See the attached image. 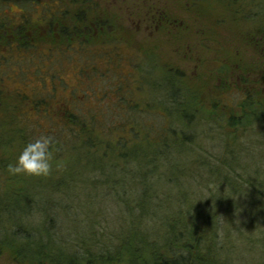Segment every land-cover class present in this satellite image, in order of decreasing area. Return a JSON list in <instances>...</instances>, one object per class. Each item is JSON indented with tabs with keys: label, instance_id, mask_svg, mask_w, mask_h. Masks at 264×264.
I'll list each match as a JSON object with an SVG mask.
<instances>
[{
	"label": "trees",
	"instance_id": "trees-1",
	"mask_svg": "<svg viewBox=\"0 0 264 264\" xmlns=\"http://www.w3.org/2000/svg\"><path fill=\"white\" fill-rule=\"evenodd\" d=\"M213 1L215 3L211 2L210 5L229 21L253 27V43L261 51L264 50V0ZM116 35L115 19L105 13L101 16L98 0H0V115L3 116L0 119V150L5 153L4 148L17 144L19 156L27 145H32L30 150L45 151L48 159H62L56 157L60 151L64 157L70 151L72 154L80 152L79 155L85 153L96 161L92 171L100 175L103 185L112 183L103 178L107 170L136 174L133 181L141 182L143 186L138 191L141 199L128 207V211L134 214L140 212L139 217L143 218L150 215L144 212L147 209L146 201L154 198L160 203L161 200L157 194L160 192L159 181L162 182L164 176L163 172L158 173L160 163L167 159L171 149L189 148L187 143L192 142L197 133L192 130L194 119L204 113L199 105L202 101L197 97L199 94L194 92L179 65H158L153 60L148 62L145 51H134L133 59L123 57L129 53L124 51L126 48L123 46L127 40ZM146 63L156 69L152 75L154 79L156 73L164 74L160 84L146 81L151 76L144 69ZM213 65L222 66L217 60ZM45 72L53 74L54 78L66 73L68 78H74L73 83L83 81L88 89L81 94L70 92L64 96L66 100L57 101L59 95L56 88L43 80ZM243 75L235 79V85L240 82L244 85L239 86L237 91L244 87L248 89L242 93L243 99L237 107L230 106L229 96L236 89L232 90L233 85L226 79L222 86H227L224 89L227 94L220 96L224 105H220L217 98L209 100L214 109L221 107L220 110H224L223 117L228 119L226 125L233 128L264 119V73L258 74L255 80L246 79ZM7 76L18 83L15 89L8 87L14 82H7ZM100 86L103 88L100 89ZM152 91L155 92L153 98L150 97ZM110 95L112 97L109 99ZM113 107L119 109V115L122 114L119 123L112 120L117 119L109 111ZM18 112L25 115L22 123L21 120L18 122ZM147 114L150 118L159 117L163 123L154 126L153 122L148 121V116L143 118ZM13 118H16L15 124ZM30 122L35 126L33 129L29 128ZM56 132L65 136L64 140L55 137ZM38 134L43 137L34 138ZM4 157L2 161L9 166V157ZM230 160L221 161L216 168L205 166L206 176L201 177L214 184L217 192L214 198L206 200L203 206L196 203L197 198L195 203L193 200H182L184 210H181V219L171 221L169 230L164 234L166 243H158L153 234L149 235L150 253L148 262L145 260L147 263L143 264H229L226 258L218 257L216 251L224 247V242L217 241L219 233L229 236L233 231H228L231 221L227 217H230L234 195L246 192L264 198V181L252 182L247 178L245 182L251 186L244 192L241 181L244 175L239 178L234 175L235 165ZM120 161H125L127 166L136 165L138 169H123ZM8 170L4 167L5 172H2L6 180L0 184V193L2 186L12 189L13 173ZM19 175L18 189L9 191L24 197L28 192L21 188L24 179H20ZM182 177L190 183L194 173H184ZM163 182L168 186L176 184L172 177L164 178ZM154 187L156 191L152 190ZM218 194L221 195L219 198ZM183 195L188 196L187 193ZM124 199V195H120L118 202L123 203ZM221 206L223 210L220 213L218 209ZM25 209L26 217L35 215L34 199L29 200ZM221 218L229 222L225 220L222 224ZM44 222L53 236L59 235L53 218H46ZM204 222L210 229L203 225ZM214 225L216 227L211 228ZM37 229L22 223L10 231V237L31 240ZM143 234L138 236L141 238ZM10 237L0 229V249L8 247L15 252L19 261L27 260L32 264H141L127 256L134 251L131 245H128L130 253L120 252L115 257L111 254L112 246L106 245L103 240L95 242V252L76 244L74 251L65 257L67 261H58L54 259L58 256L50 253L37 257L25 255L16 242L8 241ZM65 244L69 245V241Z\"/></svg>",
	"mask_w": 264,
	"mask_h": 264
},
{
	"label": "rangeland",
	"instance_id": "rangeland-1",
	"mask_svg": "<svg viewBox=\"0 0 264 264\" xmlns=\"http://www.w3.org/2000/svg\"><path fill=\"white\" fill-rule=\"evenodd\" d=\"M107 2V11L116 21V36L121 35L127 40L123 46L126 48L124 51L129 53L122 56H130L129 58L133 59L134 51H145L144 56L149 60L148 62L153 60L158 65L163 63L179 65L182 71H185L187 81L194 92L197 91L199 94L197 97L202 100L199 105L203 107L204 115L194 119L192 130L197 132L196 137L192 142L187 143L191 150L171 149L167 153V159L160 163L158 173L163 172L164 175L161 180L172 177L176 180V186H168L165 182L159 181L160 192L157 194L161 200L160 203L154 198L146 201L147 209L144 212L150 214L147 217L140 218V212L134 214L128 211V207L141 199L138 191H141L143 186L141 182L133 181L136 174H124L117 169L113 172L107 170V175L103 178L112 183H107L108 186L103 185L100 175L92 171L96 161L85 153L81 156L80 152L72 154L70 151L64 157L60 151V155L56 157L62 159H48L49 167L46 172L40 175L20 173L19 178L24 179L21 188L25 189L29 196L20 197L9 191L18 189V174L13 173L12 189L6 186L1 188L0 229L6 231L10 237L12 235L10 231L22 223L38 228L31 240L11 237L8 240L16 242L25 255L37 257L39 254L50 253L58 256L57 258L53 256L54 259H59L58 261H67L64 260L65 257L74 251L76 244L91 248L95 252V242L103 240L106 245L112 246L113 256L116 257L120 252L130 253L128 245H131L134 251L127 256L141 264L147 263L150 253L149 235L153 234V238L158 243H166L164 234L169 230L171 221L175 218L181 219V210H184L182 200L190 202L193 200L195 203L197 198L196 203L203 206L206 200L214 198L217 193L214 184L211 180L201 177L206 176L204 173L206 165L216 168L215 166L221 161L231 159L236 169L234 175L238 178L244 175L243 178L241 177L244 192L251 186L246 184L247 178L252 182L264 181V119H256L248 125L233 128L226 125L228 119L223 117L224 110H220L219 107L216 111L212 103H209L210 98L212 100L217 98L216 101L220 105L223 104L221 98L225 95L226 92L223 90L227 89V86L223 88L222 85L226 79L231 82V86H234L232 90L236 89L229 96L230 106L237 107L243 99L242 93H245L248 87L237 91L239 86L244 85L241 82L235 85V79L242 77L243 73L244 78L251 80H255L258 74L263 75L264 50L261 51V48L253 43L252 30L255 29L229 21L218 9L210 5L211 2L215 3L213 0H108ZM151 17L155 19L154 22H151L153 20ZM141 56L144 58L143 55ZM216 60L223 67L220 65L215 67L213 64ZM143 66L146 73H151L146 81L160 84L164 74L158 72L154 79L152 76L156 71L154 66L147 63ZM105 68L106 66L102 67L103 70ZM5 78L7 82H14L8 87L15 89L18 83L16 84V81L8 76ZM43 80L56 88L59 95L57 101L66 100L64 96H68L70 92L81 94L88 89L83 81L78 84L73 83L74 78L72 76L68 78L66 73L64 76L58 75L54 78L53 74L45 72ZM102 88L100 86V89ZM91 90L94 92V89ZM154 95L155 92L152 91L150 97L153 98ZM110 97L112 96H108L109 99ZM122 106L127 107L125 104ZM110 110L111 115L117 118L112 120L119 123V118H122L120 116L122 114L117 113L119 109L113 107ZM121 111L124 110L119 112ZM147 116L149 117L148 114L143 115V118ZM2 117L0 115V119ZM24 117L25 115L22 116L18 112V122L21 120L22 123ZM12 121L15 124L16 118ZM148 121L153 122L156 127L163 123L162 119L155 116L149 117ZM33 127L34 124L30 122L29 128L33 129ZM37 137L43 136L38 134L34 138ZM55 137L61 141L65 138L58 132ZM4 150L5 153L0 150V184L6 180V175H3L4 167L9 169L2 158L9 157L8 162L14 165L18 157V145ZM122 164L123 169L127 168L131 171L138 169V166L133 164L127 166L125 161L121 162ZM191 171L194 177L190 183L184 181L182 175ZM184 187L186 188L183 190ZM152 190L156 191V187ZM184 193L188 196L183 195ZM241 193L234 195V201L230 204V217H227L231 221L228 231L231 232V229L233 231L229 236L219 233L217 241L224 242V247L216 252L218 257L226 258L229 264H264V198L262 201L255 193ZM153 194L155 197V193ZM120 195H124L125 202H118ZM220 196L218 194L217 198ZM28 197L29 200L34 199L36 211H33L34 216L31 214L32 216L26 217ZM222 207L218 209L220 213ZM46 218L54 219L58 236H53L48 231V224L44 222ZM227 219L225 220L229 222ZM225 220L221 218V223L224 224ZM206 224L204 222L203 225L210 229ZM214 227L216 225L211 228ZM53 232L57 233L56 230ZM142 233L144 234L140 238L138 235ZM162 237L163 240H160ZM63 241L65 243L69 241V245ZM138 248H141L139 252H137ZM136 257L141 258V261ZM0 264L32 263L27 260L19 261L15 252L4 247L0 249Z\"/></svg>",
	"mask_w": 264,
	"mask_h": 264
},
{
	"label": "clouds",
	"instance_id": "clouds-1",
	"mask_svg": "<svg viewBox=\"0 0 264 264\" xmlns=\"http://www.w3.org/2000/svg\"><path fill=\"white\" fill-rule=\"evenodd\" d=\"M40 143H43L42 141ZM32 145H27L17 157L14 165H9V171L14 174L40 175L47 171L48 154L45 151L30 150Z\"/></svg>",
	"mask_w": 264,
	"mask_h": 264
},
{
	"label": "flooded vegetation",
	"instance_id": "flooded-vegetation-1",
	"mask_svg": "<svg viewBox=\"0 0 264 264\" xmlns=\"http://www.w3.org/2000/svg\"><path fill=\"white\" fill-rule=\"evenodd\" d=\"M55 0H53V2H54ZM108 0H98V3L100 4V10H101V16H104V13L105 14H109L108 13V11H107V2ZM159 10H161L162 11V9H159ZM159 10H157V11H159ZM163 12V11H162ZM110 16V15H109ZM152 16H155V15H152ZM111 17V16H110ZM163 17V16H162ZM161 17V18H162ZM112 18V17H111ZM153 20L151 21V22H154L155 21V19L153 18V17H151ZM223 88H224V86H222ZM223 92H225V90H223Z\"/></svg>",
	"mask_w": 264,
	"mask_h": 264
}]
</instances>
